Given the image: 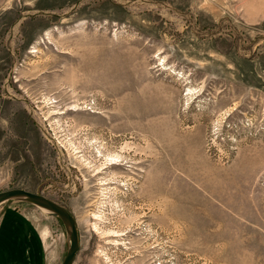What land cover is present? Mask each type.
<instances>
[{
	"label": "rangeland",
	"instance_id": "rangeland-1",
	"mask_svg": "<svg viewBox=\"0 0 264 264\" xmlns=\"http://www.w3.org/2000/svg\"><path fill=\"white\" fill-rule=\"evenodd\" d=\"M14 188L74 215V264H264V0H0ZM6 213L63 262L57 217Z\"/></svg>",
	"mask_w": 264,
	"mask_h": 264
},
{
	"label": "water",
	"instance_id": "water-1",
	"mask_svg": "<svg viewBox=\"0 0 264 264\" xmlns=\"http://www.w3.org/2000/svg\"><path fill=\"white\" fill-rule=\"evenodd\" d=\"M12 200L24 201L45 209L51 216L57 217L63 223L69 246L61 264H74L80 250L79 226L74 215L66 207L39 193L21 188L0 192V205Z\"/></svg>",
	"mask_w": 264,
	"mask_h": 264
},
{
	"label": "crops",
	"instance_id": "crops-1",
	"mask_svg": "<svg viewBox=\"0 0 264 264\" xmlns=\"http://www.w3.org/2000/svg\"><path fill=\"white\" fill-rule=\"evenodd\" d=\"M6 214L0 229V264H44L42 248L35 233L13 230L10 224L15 215Z\"/></svg>",
	"mask_w": 264,
	"mask_h": 264
},
{
	"label": "bare ground",
	"instance_id": "bare-ground-1",
	"mask_svg": "<svg viewBox=\"0 0 264 264\" xmlns=\"http://www.w3.org/2000/svg\"><path fill=\"white\" fill-rule=\"evenodd\" d=\"M73 107H71V110H72ZM75 108V107H74ZM77 109V108H75ZM125 148V147H124ZM123 149V148H122ZM125 150V149H124ZM127 153V152H126ZM119 158H121L120 156L118 155H113L111 158H110V164L111 165H121V162L119 160ZM45 212L48 213V211H46L45 209H43ZM49 214V213H48Z\"/></svg>",
	"mask_w": 264,
	"mask_h": 264
}]
</instances>
